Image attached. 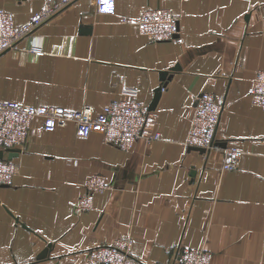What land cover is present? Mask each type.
<instances>
[{
  "label": "crops",
  "instance_id": "0c3cea01",
  "mask_svg": "<svg viewBox=\"0 0 264 264\" xmlns=\"http://www.w3.org/2000/svg\"><path fill=\"white\" fill-rule=\"evenodd\" d=\"M44 1L0 0V7L19 26ZM115 6L103 14L92 0H73L0 54V100L69 110L88 104L98 113L126 98L127 87L149 106L162 85L153 109L160 139L123 150L98 131L79 137L73 123L45 130L34 119L18 154H3L18 172L0 185V264H87L88 248L127 234L137 263L168 264L181 245L209 250V264H264V109L247 94L264 69V0ZM145 7L170 9L175 40L149 41L138 32ZM164 70L170 76L161 79ZM202 91L222 104L216 143L205 153L185 144ZM227 145L243 153L225 170ZM95 174L108 187L76 211Z\"/></svg>",
  "mask_w": 264,
  "mask_h": 264
},
{
  "label": "built area",
  "instance_id": "2783aa9c",
  "mask_svg": "<svg viewBox=\"0 0 264 264\" xmlns=\"http://www.w3.org/2000/svg\"><path fill=\"white\" fill-rule=\"evenodd\" d=\"M73 0H45L39 9L33 11L27 23L16 26L11 11L0 7V54L17 47L19 42L63 10ZM96 11L103 14L115 13V0H92ZM126 19H122L125 21ZM138 32L149 41L175 40L178 33L176 16L165 7H145L136 20ZM162 89V88H161ZM126 98L110 101L94 113L88 104L79 110H69L58 105H29L22 101L0 100V149H21L27 141L34 119H41L45 130L73 123L76 135L87 136L98 131L105 142L116 147L132 149L137 140L148 143L160 139L155 128L153 110L136 98V88H124ZM247 94L253 105L264 109V69H257L251 79ZM222 112V104L209 91L197 95L192 117L187 130L185 144L202 147L206 151L216 143L215 133ZM222 169H232L243 153L233 145L222 148ZM18 172L12 160L0 157V185L10 184ZM108 187L100 174L90 176L85 182V194L74 207L76 211L91 207L90 198L95 192ZM132 237L122 235L112 243L96 245L86 250L87 264H143L137 263L131 253ZM211 253L204 247L177 245L168 264H209Z\"/></svg>",
  "mask_w": 264,
  "mask_h": 264
},
{
  "label": "water",
  "instance_id": "95a60500",
  "mask_svg": "<svg viewBox=\"0 0 264 264\" xmlns=\"http://www.w3.org/2000/svg\"><path fill=\"white\" fill-rule=\"evenodd\" d=\"M178 68H179V66L175 65V66H173L171 68V70H175V69H178ZM169 76H170V74L168 73V70L167 71L166 70L160 71L161 79H164V78L169 77ZM161 87H162V85H159L157 87V89L155 90V92H154L153 98H152V100H151V102H150V104L148 106V108L151 109V110L154 109V107H155V105H156V103L158 101V98H159L160 92H161ZM190 147L193 148V149L199 150L201 153H205L206 152V150L204 148H202V147H194V146H190ZM19 150H20L19 148L10 147V148L5 149L4 151L7 152V157L11 158V157L16 156L18 154ZM4 151L0 149V157L3 156ZM48 249H49V245H46L44 247V249L38 254L37 257L41 258V257L45 256L47 254V252H48Z\"/></svg>",
  "mask_w": 264,
  "mask_h": 264
}]
</instances>
